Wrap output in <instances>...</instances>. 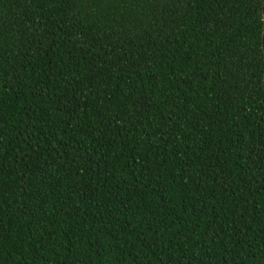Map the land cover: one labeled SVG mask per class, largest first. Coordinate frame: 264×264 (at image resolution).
<instances>
[{
	"label": "trees",
	"instance_id": "16d2710c",
	"mask_svg": "<svg viewBox=\"0 0 264 264\" xmlns=\"http://www.w3.org/2000/svg\"><path fill=\"white\" fill-rule=\"evenodd\" d=\"M0 264H264V0H0Z\"/></svg>",
	"mask_w": 264,
	"mask_h": 264
}]
</instances>
